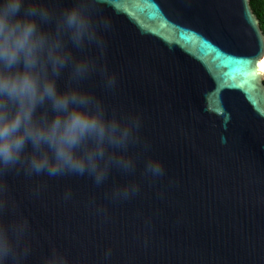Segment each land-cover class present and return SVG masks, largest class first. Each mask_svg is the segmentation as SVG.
<instances>
[{
    "label": "water",
    "instance_id": "water-1",
    "mask_svg": "<svg viewBox=\"0 0 264 264\" xmlns=\"http://www.w3.org/2000/svg\"><path fill=\"white\" fill-rule=\"evenodd\" d=\"M20 5L42 38L34 126L66 115L43 93L53 84L87 101L68 111H99L129 137L103 145L100 183L91 171H34L33 159L59 163L46 144L0 164V231L14 242L3 264H264V55L250 68L264 34L249 0ZM95 148L87 141L76 158Z\"/></svg>",
    "mask_w": 264,
    "mask_h": 264
},
{
    "label": "clouds",
    "instance_id": "clouds-1",
    "mask_svg": "<svg viewBox=\"0 0 264 264\" xmlns=\"http://www.w3.org/2000/svg\"><path fill=\"white\" fill-rule=\"evenodd\" d=\"M20 8V0H12L0 9V65L8 70L0 69V164L8 166L17 163L29 141L34 146L46 144L54 151L55 160L59 163L50 166L47 160L33 159L31 166L34 171L47 169L50 175L59 174L64 168L80 174L91 171L97 183H100L105 177V171L100 169L98 163L104 158L103 145H123L129 137V130L118 129L114 122L105 125L99 111L96 115L79 109L68 111L69 104L80 103L87 107V101L70 96L58 97L53 84H45L43 93L54 100L53 106L57 111L65 112L66 115L63 118L58 116L47 128L34 126L33 115L41 89L38 77L30 69L36 65L42 38L37 36L33 19L20 17ZM65 21L69 27L77 30L82 27L77 10L66 13ZM20 64L24 65L26 71L10 74L11 69ZM118 132L119 138L116 136ZM89 140L95 142V150L77 159L76 149ZM108 163L129 167L122 160L113 159ZM148 169L153 174L162 171L158 164H149ZM13 243V238L7 232L0 231V264L13 256Z\"/></svg>",
    "mask_w": 264,
    "mask_h": 264
},
{
    "label": "trees",
    "instance_id": "trees-1",
    "mask_svg": "<svg viewBox=\"0 0 264 264\" xmlns=\"http://www.w3.org/2000/svg\"><path fill=\"white\" fill-rule=\"evenodd\" d=\"M249 6L259 21V27L264 34V0H249Z\"/></svg>",
    "mask_w": 264,
    "mask_h": 264
},
{
    "label": "snow or ice",
    "instance_id": "snow-or-ice-1",
    "mask_svg": "<svg viewBox=\"0 0 264 264\" xmlns=\"http://www.w3.org/2000/svg\"><path fill=\"white\" fill-rule=\"evenodd\" d=\"M248 11L250 12L251 9L249 8ZM257 28L259 27V22L257 21ZM261 55H264V52L259 53L252 61L250 68H254L256 66V63L259 61V58ZM261 68L264 69V62H261Z\"/></svg>",
    "mask_w": 264,
    "mask_h": 264
}]
</instances>
